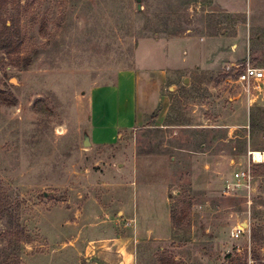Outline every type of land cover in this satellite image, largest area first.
<instances>
[{
  "label": "rangeland",
  "instance_id": "rangeland-1",
  "mask_svg": "<svg viewBox=\"0 0 264 264\" xmlns=\"http://www.w3.org/2000/svg\"><path fill=\"white\" fill-rule=\"evenodd\" d=\"M191 3L216 6L13 0L0 10V26L13 15L22 38L11 53L0 48V264H45L42 228L58 216L55 208L96 193L109 200L127 185L145 194L136 197L141 212L146 196L154 197L157 217L168 194L179 220L140 253V264H160L162 254L180 264H244L253 248L264 255V164H251V188L227 189L234 172L249 166L248 151L264 150V80L249 92L227 65L166 71L165 101L140 123L149 104L138 92L136 111L132 83L120 77L135 71L140 83H158L154 40L183 36ZM197 13L195 29L203 24L212 34L220 22L229 28L244 20L221 9ZM250 41L259 47L237 63L264 68V38ZM244 222L250 234L262 229L259 243L231 237Z\"/></svg>",
  "mask_w": 264,
  "mask_h": 264
},
{
  "label": "crops",
  "instance_id": "crops-1",
  "mask_svg": "<svg viewBox=\"0 0 264 264\" xmlns=\"http://www.w3.org/2000/svg\"><path fill=\"white\" fill-rule=\"evenodd\" d=\"M218 2L214 0L216 6L208 7L191 3V23L188 20L184 35L154 40L153 55L160 66L156 70L161 73L158 83L145 82L144 79L140 83L135 71L121 72L120 77L132 83L136 111L139 107L138 92H142L146 105L149 104L140 123L154 112L157 104L165 101L159 90L163 78L166 81V71L194 68L217 70L236 64L239 59L259 47L252 44L250 39L255 37L260 41L264 38V0ZM218 9L233 17L243 14L244 20H233L229 28L224 26L226 23L220 22L216 27V30H221L219 33L208 32L203 24L195 29L192 20L194 14L197 15L200 11L201 15L205 12L212 15L218 13ZM93 93L92 90V95ZM254 97L250 98L251 104L255 101ZM135 124L137 122L133 125ZM86 131L85 135H88V129ZM98 141L105 144L102 140ZM111 187L112 190H123V186L117 183H113ZM123 191L118 192L117 196H111L109 200L107 197L104 200L101 196L99 199L97 193L84 199L82 203L78 200L81 198L74 197L75 205H79L66 208L65 211L55 208L59 211L58 216H48L49 225L46 229L42 228L49 242L44 255L45 264H140V253L145 252L149 243L161 240L163 237L160 234L171 232L169 197L168 194L162 196L164 212L157 217V202L153 196H146L145 212H141L136 197L144 196L143 191L128 185ZM246 229L250 230L249 227ZM245 237L247 236L243 238Z\"/></svg>",
  "mask_w": 264,
  "mask_h": 264
},
{
  "label": "built area",
  "instance_id": "built-area-1",
  "mask_svg": "<svg viewBox=\"0 0 264 264\" xmlns=\"http://www.w3.org/2000/svg\"><path fill=\"white\" fill-rule=\"evenodd\" d=\"M226 69L228 72L235 71L237 76V81L241 83L249 92L251 88L261 89V82L264 80V68H260L252 65L250 62L246 63H236L232 65H227ZM249 161L250 164L246 168L238 169L234 172L235 182L232 185H228L227 189H243L251 188L254 181V174L251 169V164L253 163H263L264 164V150H249ZM248 236L249 242L251 241L250 230H247L241 224L235 226L231 232V237L238 240ZM244 264H257V261L252 257V252L249 249L247 259Z\"/></svg>",
  "mask_w": 264,
  "mask_h": 264
},
{
  "label": "trees",
  "instance_id": "trees-1",
  "mask_svg": "<svg viewBox=\"0 0 264 264\" xmlns=\"http://www.w3.org/2000/svg\"><path fill=\"white\" fill-rule=\"evenodd\" d=\"M13 0H0V10L3 9L7 4L11 3ZM2 24L0 26V48L7 53H11L15 45H21V28L19 19L15 18L13 15H10L9 18L1 20ZM9 22V24H8ZM25 66H28V60L24 61ZM171 221L173 228H177L179 225L178 215L175 209H171ZM261 228L251 227V237L253 242L257 244L262 240ZM252 257L257 261V264H264V255H261L260 248L252 249ZM160 264H180L174 259L167 258L162 254L159 258Z\"/></svg>",
  "mask_w": 264,
  "mask_h": 264
},
{
  "label": "water",
  "instance_id": "water-1",
  "mask_svg": "<svg viewBox=\"0 0 264 264\" xmlns=\"http://www.w3.org/2000/svg\"><path fill=\"white\" fill-rule=\"evenodd\" d=\"M138 8L141 9V0H138ZM89 143H90V142H89V140L87 139V140L85 141V144H89ZM243 224L246 226V228L248 227V224H247L246 222H244Z\"/></svg>",
  "mask_w": 264,
  "mask_h": 264
}]
</instances>
